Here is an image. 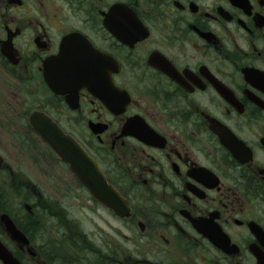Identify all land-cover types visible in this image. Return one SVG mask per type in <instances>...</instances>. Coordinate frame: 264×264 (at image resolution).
Here are the masks:
<instances>
[{"label":"flooded vegetation","instance_id":"obj_1","mask_svg":"<svg viewBox=\"0 0 264 264\" xmlns=\"http://www.w3.org/2000/svg\"><path fill=\"white\" fill-rule=\"evenodd\" d=\"M34 111L128 216L37 187ZM0 128V264H264V0H0Z\"/></svg>","mask_w":264,"mask_h":264},{"label":"water","instance_id":"obj_2","mask_svg":"<svg viewBox=\"0 0 264 264\" xmlns=\"http://www.w3.org/2000/svg\"><path fill=\"white\" fill-rule=\"evenodd\" d=\"M55 90V84H51ZM31 123L36 132L51 146L59 159L67 163L74 171L82 183L97 196H103L102 189L106 187V181L96 163L89 157L84 149L70 136L66 135L55 122L49 119L45 114L34 113L31 116ZM105 189V188H104ZM108 191V202L116 211H120L122 200L120 196L112 190ZM122 214V213H121ZM8 229H17L11 220L5 219Z\"/></svg>","mask_w":264,"mask_h":264},{"label":"rangeland","instance_id":"obj_3","mask_svg":"<svg viewBox=\"0 0 264 264\" xmlns=\"http://www.w3.org/2000/svg\"><path fill=\"white\" fill-rule=\"evenodd\" d=\"M0 134L6 135L7 133H6V131H4V129L0 128ZM39 146H40V148L38 149V152L36 154H34V158L37 157L38 155H40V157H44V155L46 153V162L55 161L54 158L50 155L51 152L46 145H45V150L41 151V152L39 150L40 149L42 150L44 148V145L40 144ZM31 161H32V169H29L27 171V175L31 176L34 179V183L39 186V188L42 190V192L44 194L45 193H47V194L51 193L50 190L47 187H45V179L47 176L46 166L45 165H39V164L36 165L33 158H31ZM41 161L44 162L45 158H41ZM59 168H61V166ZM53 169H56V171H54L55 173L58 172V170H57L58 166H55ZM73 183H74V181H73ZM50 187H51L53 192L58 194L59 189L55 185H50ZM72 190L74 191V187L72 188ZM55 198H53V199H55ZM33 229H45V224L44 225H35Z\"/></svg>","mask_w":264,"mask_h":264},{"label":"trees","instance_id":"obj_4","mask_svg":"<svg viewBox=\"0 0 264 264\" xmlns=\"http://www.w3.org/2000/svg\"><path fill=\"white\" fill-rule=\"evenodd\" d=\"M36 224V223H35Z\"/></svg>","mask_w":264,"mask_h":264}]
</instances>
